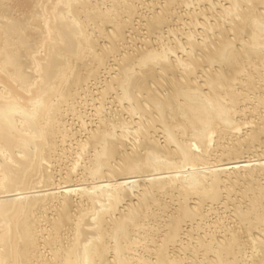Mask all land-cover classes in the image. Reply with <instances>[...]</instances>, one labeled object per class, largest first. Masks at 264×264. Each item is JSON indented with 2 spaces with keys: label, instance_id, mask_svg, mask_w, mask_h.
Returning a JSON list of instances; mask_svg holds the SVG:
<instances>
[{
  "label": "bare ground",
  "instance_id": "1",
  "mask_svg": "<svg viewBox=\"0 0 264 264\" xmlns=\"http://www.w3.org/2000/svg\"><path fill=\"white\" fill-rule=\"evenodd\" d=\"M0 264H264V0H0Z\"/></svg>",
  "mask_w": 264,
  "mask_h": 264
}]
</instances>
